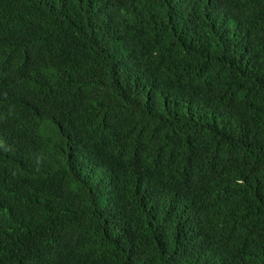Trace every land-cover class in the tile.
Listing matches in <instances>:
<instances>
[{"label": "trees", "instance_id": "1", "mask_svg": "<svg viewBox=\"0 0 264 264\" xmlns=\"http://www.w3.org/2000/svg\"><path fill=\"white\" fill-rule=\"evenodd\" d=\"M0 264H264V0H0Z\"/></svg>", "mask_w": 264, "mask_h": 264}]
</instances>
